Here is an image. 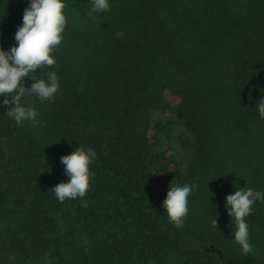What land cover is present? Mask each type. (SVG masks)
Wrapping results in <instances>:
<instances>
[{"label": "trees", "instance_id": "trees-1", "mask_svg": "<svg viewBox=\"0 0 264 264\" xmlns=\"http://www.w3.org/2000/svg\"><path fill=\"white\" fill-rule=\"evenodd\" d=\"M0 264H264V0H0Z\"/></svg>", "mask_w": 264, "mask_h": 264}, {"label": "rangeland", "instance_id": "rangeland-1", "mask_svg": "<svg viewBox=\"0 0 264 264\" xmlns=\"http://www.w3.org/2000/svg\"><path fill=\"white\" fill-rule=\"evenodd\" d=\"M166 145V144H165Z\"/></svg>", "mask_w": 264, "mask_h": 264}]
</instances>
